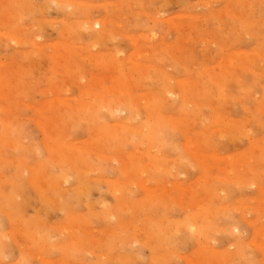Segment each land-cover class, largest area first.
Instances as JSON below:
<instances>
[{
  "label": "rangeland",
  "instance_id": "374dc122",
  "mask_svg": "<svg viewBox=\"0 0 264 264\" xmlns=\"http://www.w3.org/2000/svg\"><path fill=\"white\" fill-rule=\"evenodd\" d=\"M0 106V264H264V0H0Z\"/></svg>",
  "mask_w": 264,
  "mask_h": 264
},
{
  "label": "bare ground",
  "instance_id": "6f19581e",
  "mask_svg": "<svg viewBox=\"0 0 264 264\" xmlns=\"http://www.w3.org/2000/svg\"><path fill=\"white\" fill-rule=\"evenodd\" d=\"M9 1H10V0H9ZM69 1H70V0H69ZM56 3H58V2H56ZM58 5H59V4H58ZM58 5H57V6H58ZM71 5H72V4H71ZM186 16H187V15H186ZM157 20H158V19H157ZM85 21H86V20H85ZM85 21H84V22H85ZM86 22H87V21H86ZM95 22H97V23L95 24V26H99V25H100V23H99L98 21H95ZM101 24H102V23H101ZM86 27H87V26H86ZM89 27H90V26H89ZM92 27H94V25H93ZM83 28H84V26H83ZM94 30H95V29H94ZM12 38H13V37H11V40H12ZM141 66H142V65H141ZM181 84H182V83H181ZM181 84H180V85H181ZM169 93H170V92H169ZM120 104H121V103H120ZM50 106H51V105H50ZM105 106H106V105H105ZM0 107H1V106H0ZM113 108H115V107H113ZM115 109H119V108H115ZM44 110H45V109H44ZM4 122H5V121H4ZM113 126H115V125H113ZM117 130H118V129H117ZM142 130H143V129H142ZM139 132H140V131H139ZM46 135H47V134H46ZM25 137H26V136H25ZM127 144H128V143H127ZM146 153H147V152H146ZM107 159H108V158H107ZM23 171H24V170H23ZM111 220H112V219H111ZM193 225H194V224H193ZM193 225L188 226V227H187V231H188V230H193V229H194ZM235 228H236V227H235ZM192 232H193V231H192ZM233 233H234V232H233ZM47 263H48V262H47Z\"/></svg>",
  "mask_w": 264,
  "mask_h": 264
}]
</instances>
